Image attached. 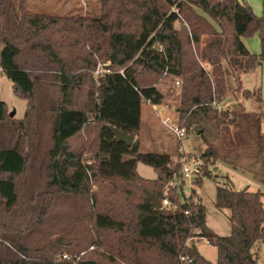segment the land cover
Returning <instances> with one entry per match:
<instances>
[{"label": "trees", "instance_id": "obj_1", "mask_svg": "<svg viewBox=\"0 0 264 264\" xmlns=\"http://www.w3.org/2000/svg\"><path fill=\"white\" fill-rule=\"evenodd\" d=\"M254 33L259 54L241 40ZM262 62L264 14L245 0H100L89 17L27 13L0 0V69L26 100L19 119L0 100V264H258L264 192L217 185L214 206L228 210L230 224L219 235L195 191L183 195L177 156L142 151L139 134L142 105L164 99L155 79H179L176 119L206 146L192 184L221 161L264 186L262 113L222 107L225 65L235 90L262 102L259 88L241 82ZM105 124L134 136L132 145L115 141ZM138 162L156 177L139 175ZM147 191L178 210L156 209ZM70 218L86 226L85 246L65 226ZM192 238L216 248L214 263ZM80 252L76 261L62 258Z\"/></svg>", "mask_w": 264, "mask_h": 264}, {"label": "rangeland", "instance_id": "obj_2", "mask_svg": "<svg viewBox=\"0 0 264 264\" xmlns=\"http://www.w3.org/2000/svg\"><path fill=\"white\" fill-rule=\"evenodd\" d=\"M18 11H24L27 13H44L55 16H97L100 11V0H12ZM188 1V0H187ZM245 2L251 7L256 16H262L264 0H245ZM20 5L22 10H20ZM198 13H202L201 10L196 9ZM253 35L244 37L245 39H251ZM258 48L260 53V43L258 42ZM255 53V54H259ZM226 72V86L227 94L222 102V107L230 109H238L240 106L246 111L252 110L254 103V97L245 98L242 95L241 90H235L236 84L232 78L229 69L225 65ZM242 75V74H241ZM244 82L247 81V77H244ZM179 79H173L165 75L159 76L155 79V86L164 94V99L160 105V108L154 109L157 115L156 121L160 122L161 116H167L171 113L177 118V109L179 107V91L181 88V81L176 85L175 82ZM245 88H248V83H244ZM242 85V89H245ZM43 86L38 85L36 90V97L39 101L45 99V95L42 90ZM0 100L4 101L8 107V115L14 111L12 118L19 119L24 115L26 109V100L14 94L13 85L11 81L2 73L0 69ZM151 104L144 103L142 108L144 111L148 110ZM167 109L168 113L158 114L160 109ZM151 109V107L149 108ZM161 123V122H160ZM264 132V126H263ZM170 133V132H169ZM171 134V133H170ZM172 135V134H171ZM7 136L6 128L0 126V139ZM144 133L139 134V140L142 144ZM171 144L168 148V153L174 156L175 148L179 146V142L175 137L171 136ZM182 147L188 151L197 155L205 151L206 146L195 132H190L187 138L182 139ZM145 145V144H144ZM146 146V145H145ZM145 149H143L144 151ZM152 151V150H150ZM175 159V158H174ZM137 172L144 178L153 179L156 177V173L152 167L145 165L141 162L137 163ZM211 178H204L202 185L197 186L190 181H185L183 186V195L185 197L190 196L192 189L195 191V198L205 207L206 212V225L219 235H228L230 232V224L228 221V210L218 209L214 206V198L216 186H232L234 189L241 190L247 188L248 190L261 189L264 190V186L260 185L252 178L247 176V172L242 171L239 168H235L229 164L221 161L217 162L214 166H210ZM249 175V174H248ZM248 177V178H247ZM264 204V196L262 198ZM81 220L70 218L66 227L78 229L77 237L81 241V246H85L88 238L87 230L83 226L77 224ZM83 224L87 225V221L83 220ZM77 224V225H76ZM74 230V229H73ZM197 245V248L201 254H203L211 262H215L217 259V250L214 246L207 244L204 240H192ZM253 251L257 253L258 264H264V243L257 244Z\"/></svg>", "mask_w": 264, "mask_h": 264}, {"label": "crops", "instance_id": "obj_3", "mask_svg": "<svg viewBox=\"0 0 264 264\" xmlns=\"http://www.w3.org/2000/svg\"><path fill=\"white\" fill-rule=\"evenodd\" d=\"M262 14H264V7H263V13ZM241 40H242L244 46L247 48V50L250 53H252V54L259 53L258 42L260 43V41H259L257 33H254V36L251 39H245L244 37H241ZM244 77H247V81H245V82L243 80ZM241 82H242L243 87L245 86L244 83H246V82L248 83L247 84L248 88L244 87L245 89H249V90L256 89V88L260 89V95H261L262 102L259 104L256 101H254L255 104H253L252 110L259 109L260 112L262 113L261 131L263 132V126H264V62H262V64L260 66L255 67L251 71L243 73L241 75ZM150 107H151V109H149ZM150 107H148L147 111H144V109L141 108L140 134L144 133V138H143L142 144H141L142 145V151H143V149H145L144 151L156 150L159 152L168 153L167 151H168V148L171 144L170 140H171L172 135L169 133V131H167L163 127V125L160 122L157 123V121L155 119V118H157V115L154 112V109H157L158 107L160 108V105H151ZM161 113L167 114L168 110L165 108H163V109L161 108L158 114H161ZM167 116H169L173 119H176V117H174V115H171V113L167 114ZM175 156H176V148H175V154H174V156H172L173 159L175 158ZM247 176H249L251 178L250 175L247 174ZM261 191L264 192V190H261ZM262 203H263V201H262ZM263 206H264V204H263ZM192 240H196V241L198 240L199 241V239L198 238H192V239L188 240V243L194 244L197 248V245L195 244V242H192ZM197 250H198V248H197ZM198 252H199V250H198ZM201 255L204 256L203 254H201Z\"/></svg>", "mask_w": 264, "mask_h": 264}, {"label": "built area", "instance_id": "obj_4", "mask_svg": "<svg viewBox=\"0 0 264 264\" xmlns=\"http://www.w3.org/2000/svg\"><path fill=\"white\" fill-rule=\"evenodd\" d=\"M99 69L97 68L94 71L95 76L99 74ZM176 85L179 84V81L175 82ZM160 122L163 125V127L169 131L175 139L179 142V146L176 148V156H177V161L180 163V177L184 181H192L198 177H201L203 175V166H204V161L201 158V154L197 155L192 152L186 151L182 145L180 144L182 139L188 137V132L186 127L181 125L177 119H173L169 116H161L160 117ZM177 185V182L172 180L169 181L167 186L169 187H175ZM162 206L167 207L171 209L173 212L178 210L177 205L172 204L168 198H164L163 201H161ZM199 240H204L207 244L209 242L205 240L204 238H199ZM83 254V252H80L78 254L74 255H69L67 253L62 254L63 259H75L78 260L79 257ZM181 260L188 261L190 262V259L188 257H181Z\"/></svg>", "mask_w": 264, "mask_h": 264}, {"label": "water", "instance_id": "obj_5", "mask_svg": "<svg viewBox=\"0 0 264 264\" xmlns=\"http://www.w3.org/2000/svg\"><path fill=\"white\" fill-rule=\"evenodd\" d=\"M13 115H14V111L9 113L10 117H12ZM104 127L113 134L115 141L124 143L126 146H131L132 143L134 142V139H135L134 136L126 134L122 130L112 125L105 124ZM147 194L149 195L156 209H159L162 207L161 201L153 193H151L150 191H147Z\"/></svg>", "mask_w": 264, "mask_h": 264}]
</instances>
